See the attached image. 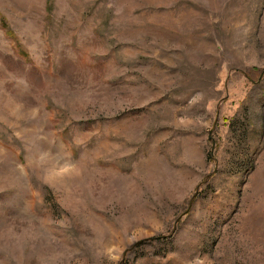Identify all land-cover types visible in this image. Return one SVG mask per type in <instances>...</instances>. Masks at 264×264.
Wrapping results in <instances>:
<instances>
[{
    "label": "rangeland",
    "instance_id": "1",
    "mask_svg": "<svg viewBox=\"0 0 264 264\" xmlns=\"http://www.w3.org/2000/svg\"><path fill=\"white\" fill-rule=\"evenodd\" d=\"M0 264H264V0H0Z\"/></svg>",
    "mask_w": 264,
    "mask_h": 264
}]
</instances>
